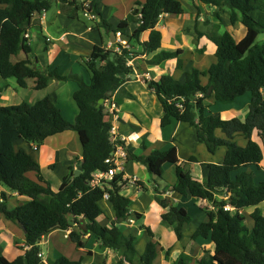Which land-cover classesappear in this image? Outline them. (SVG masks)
<instances>
[{
    "label": "trees",
    "instance_id": "1",
    "mask_svg": "<svg viewBox=\"0 0 264 264\" xmlns=\"http://www.w3.org/2000/svg\"><path fill=\"white\" fill-rule=\"evenodd\" d=\"M189 1L214 7L217 12L213 15L217 21L221 19L219 12L228 13L230 24L239 22L245 34L237 41L229 31H220V23H214L209 31L198 33L216 47L214 60L205 71L192 69L184 73L183 80L164 75L158 81H148L147 87L160 104L161 127L171 120L190 125L209 153L225 149L223 160L219 164H204L207 175L203 182L182 169L174 146L152 151L147 156L131 155V160L142 164L157 178H162L164 166H173L175 181L169 191L182 198L213 204V209H201L206 218L196 225L191 235L194 242L201 239L211 244V250L203 249L197 264H264V211L259 207L264 203V180L255 183L253 172L248 170L250 167L259 170L264 155V148L251 139L257 130L264 147V42L256 44L257 36L264 31V0ZM54 4H58L60 12L70 19H77L84 9L83 3L77 0H0V79L3 82L0 97L10 88L9 79H14L19 88H26L27 81L31 80L34 90L45 89L54 79L73 80L78 86L71 96L77 111L73 122L65 120L48 96L33 104L22 101L15 105H0V186L23 198L9 209L10 195L1 191L0 215L14 225L20 223L24 227L26 246V249L19 248L20 253L13 260L0 257V264H82V259L69 260L60 255L46 262L39 257L42 237L54 230L68 231V238L76 248L85 247L87 236L94 237L102 249L117 254L116 264H154L159 244L151 229L142 226L148 241L139 254L136 250L138 238L125 235L119 226L120 221L142 218V214L130 211L132 201L121 193L128 185L122 182V174L101 181L96 187H91L90 183L95 173L107 172L109 165L105 160L114 151L109 140L110 122L103 113V104L115 92L131 98L121 89L124 77L131 73L127 61L133 55L144 54L151 56L146 60L147 65L158 66L176 59V68L182 69V51L162 50L161 33L155 27L160 15L183 14V5L180 0L135 2L114 34L123 33L131 44L137 43L140 50L131 55L123 50L111 60L112 50L95 46L90 56L83 59L90 76V83L85 85L76 75L60 76L56 70L41 71L35 65L33 47L24 38V34L36 26L33 20L50 11ZM86 9L99 16L100 27L110 30V25L97 10V0L91 1ZM130 25L135 28L128 36L125 31ZM146 32V40L140 42L141 34ZM40 39L45 42L44 37ZM203 77L207 78L205 85L201 84ZM209 88L212 90L207 96ZM246 93L250 95V102L243 119H222L218 113H206L211 107L209 100L229 105ZM100 100L103 102L97 108ZM66 131L77 133L81 159L69 167L60 186L54 189L46 182L40 165L28 150H32L30 145L39 148L46 138ZM236 136L245 138L244 146L238 145ZM21 142L28 145L27 150L15 148ZM49 167L53 168V165ZM77 168L80 172L75 175ZM234 172L237 173L232 176ZM137 185L141 186V183L137 182ZM105 197L115 220L102 224L105 212L101 202ZM227 204L236 210L235 213L223 211L222 207ZM160 205L165 210L160 215L161 222L171 227L180 241L192 222L191 216L182 206L169 205L166 199H162ZM247 208L253 209L249 214L252 228L247 227L246 217L241 213ZM164 252L167 257L168 251ZM190 261L191 257L181 251L171 264H190Z\"/></svg>",
    "mask_w": 264,
    "mask_h": 264
},
{
    "label": "crops",
    "instance_id": "2",
    "mask_svg": "<svg viewBox=\"0 0 264 264\" xmlns=\"http://www.w3.org/2000/svg\"><path fill=\"white\" fill-rule=\"evenodd\" d=\"M91 1L94 0H86L85 2L89 5ZM107 1V5H104V12H106V17L102 16L103 12L98 9V2L97 10L100 12L102 18L106 21V23L110 25V30H106L104 27H100L97 24L100 23V18L97 15L96 22L88 18L91 21V23L88 25L79 22L78 18H68L60 12L58 4H54L51 10L43 13L40 18L36 20L34 19L33 23L38 29L32 26L31 29H29L28 33L30 37L29 45L33 47V51L34 48L38 49L37 53L33 52L35 65H37V67L44 72H51L53 70H56L60 76H67L68 73L76 75L81 78L85 85H88L90 83L89 74L86 72L88 74L87 76V74L84 73V75L88 78V82L85 83V81L82 79L83 73L76 71L77 68L73 64V60L77 57L87 59V57H89L92 53V50L95 46L103 48L105 50H112L113 54L111 55L110 59L113 60L116 54L114 50L116 40H114L115 42L114 44H112V37L110 36V34L114 32L119 22L123 21L126 18L132 7H134V3L143 2L144 0H131L127 8L123 9V12H120L121 10L119 11V9L124 7L122 6L124 1ZM189 2L190 4L187 5L188 11L184 10V13L179 16L164 14L162 15L161 19L158 20V23L155 27V29L160 31L161 33L162 50L182 51V55L180 56V59L182 60V69L176 68V59L168 60L158 66H151L146 64V60L150 59L151 56H146L144 54L133 55L127 61V65L131 67V73L124 77V82L121 86L122 92L128 93L129 95H131V98H128L125 95H118L119 92H115L113 94L112 100L117 106V112L112 117L111 123L117 127L119 135L124 137L125 139V147L127 151V161L125 165H127L129 161H133L131 160V155L147 156L152 151L165 150L168 146H174L176 147L179 164L181 165L182 169L185 172H189L191 176L198 181L203 182L207 175V168L204 166V164L221 163L224 157L225 149L219 148L217 151H215V153H209L204 144L200 143L197 140L195 129L188 124L171 120V122L167 126L161 127L160 120L162 111L160 104L153 91L149 90L147 87L148 81H158L164 75H171L175 80H183L184 73L189 72L192 69H197L201 72L205 71L209 67V65L204 64V59L207 56L211 57V59L213 58L212 62L214 60L216 47L204 36H198V33H205L207 31L205 28L206 26H208L206 24L212 20L211 17L205 18V12L215 14L217 10L214 7L205 6L198 2ZM209 9L211 10V12ZM51 11H53L52 14H50ZM85 12L91 13V10L87 9V11ZM109 13L111 15L113 14L114 17L107 18V15ZM219 14L223 13L219 12ZM228 25L232 28H242V25L239 22L235 23L233 26L230 23ZM134 28V25H130L125 31V35L127 34L128 36H130ZM226 30L228 31L229 29ZM32 31H34L35 34L32 35ZM51 32L57 35L56 38L52 37ZM147 36L148 32L141 34L139 41H145ZM41 37L45 38V42L40 39ZM135 45L136 51L140 50V47L137 45V43ZM43 52L45 53L43 54ZM185 52L187 53L185 54ZM59 82L63 81H57L54 79L49 82V85H55ZM68 82L70 81H64L63 83L67 85ZM206 83L207 78H201V84L205 85ZM77 89L78 87H71L69 95L66 96V101L68 103L69 97L72 96ZM262 91L264 92V87L262 88ZM12 92H9V89L4 91L0 99L3 98L6 100V102H8V96L12 94ZM62 94L63 87H60L59 89L53 91V94L51 93L49 95V99L60 109L61 114L64 117V110L72 108L70 104L67 105L64 102V97H62ZM239 98H237L235 102ZM248 98L249 100L244 103H240L239 106L233 105L235 102L226 106L219 105L215 104V102L211 99L208 101L211 107L206 110V113H218L222 119L234 118V116L238 114V111H241L244 107L248 106L250 96H248ZM124 107H127V110H124ZM158 107L160 108V112H158ZM246 112L244 116L241 115L235 118L243 119L246 115ZM76 113L77 111L74 110V113L71 114V117H64L65 120L72 122ZM151 113L153 115H151ZM217 135L221 134L217 132ZM251 139L262 149L264 148L263 143L258 136L257 130L253 132ZM235 141L240 146H244L246 143L245 138H243L242 136H236ZM78 142L79 139L77 133L66 131L61 134L46 138L44 143L38 148V150H31L30 154L40 165L41 169H47L48 171H51L53 176L57 179H53L52 181L49 179L46 180V182L51 184L52 188L57 189L60 186L62 177L67 174L69 167L71 165H74L77 159H81V146L80 142ZM15 148H23L27 150L28 145L24 142H21L17 144ZM181 155L183 156V158H181ZM133 162V169L135 171L146 170V168L142 164L135 161ZM51 165H53V168L49 167ZM258 167L259 170H256L254 167H250L248 169L253 172L255 176V183L264 180V155L263 160L259 163ZM171 168L174 169L173 166H171ZM125 173L127 174L126 169ZM133 174L136 175L135 173ZM172 184L154 185L155 188L153 192L155 193L156 199L157 201H159L160 206L158 212L159 218L160 215L165 212V210L160 205V201L162 199L168 200L169 205L182 206L190 215V212L188 211L189 209H187V206H184L182 203L186 198L183 199L179 194L169 191V187ZM141 187L144 190L143 185H141ZM132 188L135 189L137 187L132 186ZM0 190L5 191L10 195V199L7 202V207L9 209L14 208L19 203V201L23 200V198L17 197L16 194L8 192L1 186ZM129 190L130 189L127 185L121 193L124 196L128 197L133 203L136 196L135 193L133 195H128L127 193L131 192ZM226 198L227 197H225L224 200ZM105 199L107 200V198L105 197L102 202L105 201L103 204L107 206L106 208L110 209L109 202ZM136 202H138L136 204L140 205L141 208L138 209L135 205L136 209H134L132 208V204L130 206V211L142 214L141 220H134L130 218L128 222H130L132 225H128V223L123 224V221H120L119 226L120 228H122L123 226H131V228L136 227L137 229L139 227L141 230L140 231L138 229L139 237L135 236L139 241V239H142L143 236H141V234L145 232V230H142L141 227H149L150 229L151 227L149 223L148 203H146V201L142 199H139V201ZM198 203V208L202 209L203 203ZM246 210L247 209L242 210L241 213L243 214V212H245ZM105 215L110 219V221L115 220L111 210L109 215L107 213H105ZM196 217L198 218L195 221L192 220V222L190 223L189 230L187 227V232L185 233L184 231L182 239L180 241H176L174 244V247H176V245L179 243L180 245L182 244L181 247L176 250L174 256L182 251L186 255L191 257L190 264H197V260L202 257L203 249L211 250L210 243H207L201 239L197 240L196 242L191 240V235L195 230L196 225L199 222L204 221L206 218L204 213H202V215L196 214ZM155 225L158 227L160 224L155 223ZM252 226L250 228H252ZM122 231L125 234L124 230ZM68 233V231L63 232L60 230H54L48 235L42 237L39 244L42 260L46 262L47 259H54L58 255L64 256L71 260L72 257L70 255H72L74 257L72 260H77L79 257V259H82V264H98L97 256H103L106 250L103 249L104 251L101 252L103 253V255L99 252L100 250L98 247V243H94L96 241L95 238L87 236L85 238V247L76 248L74 244L70 242ZM185 234L187 235V237L185 236ZM125 235L131 234L128 233ZM153 236L155 240L156 237L154 233ZM146 243H144V245ZM90 244L94 245L95 249H97L98 252L94 251V253L90 255L89 252H92V249L89 246ZM158 244L159 248L157 257L158 254L161 255V252H164L166 250H161V248L164 249V247H162L159 242ZM44 246H46L47 253L44 250ZM174 247L173 249H175ZM19 248L26 249V246L24 244L23 231L18 226L14 225L10 221L5 220L0 215V257H4L7 260H13L19 255ZM72 248H75L76 251H72ZM143 250L144 248L142 247V251L139 252V254H141ZM71 252H75V254H72ZM105 258L106 257L103 256L101 264L105 261ZM162 261L164 262V264L172 263V261L168 263L164 259H162L160 261V264H163ZM105 264H109L108 260L105 261ZM154 264H157V262H154Z\"/></svg>",
    "mask_w": 264,
    "mask_h": 264
},
{
    "label": "rangeland",
    "instance_id": "3",
    "mask_svg": "<svg viewBox=\"0 0 264 264\" xmlns=\"http://www.w3.org/2000/svg\"><path fill=\"white\" fill-rule=\"evenodd\" d=\"M77 1H80V0H77ZM122 1H124V3L122 4V6H124V7H122V8L119 9V11L121 10L120 12H123V9H126L127 6L129 5V3L131 2V0H122ZM97 2L99 3L98 9L101 10V12H103V15L102 16H105L106 17V12H104V7H105L104 5H107V2L108 1L107 0L106 1L105 0H100V1H97ZM181 2H182V5H183L184 10L185 11H188L187 5L190 4L189 0H181ZM85 11L86 10L83 9V10H81L78 13L77 16H78L79 22H82L83 24L88 25V24L91 23V21L88 18H90L92 21L96 22V19H97L96 14H93L94 17H90V15H84V12ZM52 12L53 11H51L50 14H52ZM210 12H211V10H210ZM111 17H114V15L113 14L111 15L109 13L107 15V18H111ZM208 17L209 18L211 17L212 20L209 21L206 24V25H208L205 28L207 31H209L213 27V24L214 23H220V28H221L220 31H223V29L224 30L229 29L228 31L232 32V34L236 38V40H240L242 38V36H243V33L245 34V29H244L243 26H242V28H239V27H237V28H234L233 27L232 28V27H230L228 25L230 23L228 13L220 14V17H221L220 21L215 20L213 13H206L205 12V18H208ZM97 24L100 25V23H97ZM33 34H35L34 31H32V35ZM51 35H52L53 38H56V36H57L53 32H51ZM36 39H37V37H36ZM263 42H264V31L261 32L257 36V38H256V44H262ZM34 52L37 53L38 52V49L34 48ZM44 53L45 52H43V54ZM186 53L187 52H185V54ZM81 58L82 57L75 58L73 60V62H74L73 64L76 66V68H77L76 71L77 72H82L83 73V78L82 79L85 81V83H87L88 82V78L84 75V73L87 74L88 72L86 71V69H85V67L83 65V59H85V58H82V59ZM212 59H211V57L207 56L204 59V64L205 65H210L211 62H212ZM68 75H71V74L68 73ZM87 76H88V74H87ZM68 81H70V82H68L67 85L65 83H63V82H59V83H57L55 85L54 84L48 85L45 89L34 90L33 83H32L31 80H28L27 81V87L26 88H19L16 85L14 79H9L8 80V82L10 84L9 92H12V91L13 92H12V94H10L8 96V99H9L8 102H6L5 99L1 98L0 99V105H15V104H19L22 101H26L29 104H33L36 100L41 99V98L46 97V96L49 97V95L51 93L53 94V91L59 89L60 87H63L62 97H64V102L67 105L70 104V106L72 108V109H68V110L65 109L64 110V117L65 118H69V117H71V114H73L74 113V110H76V109H75V106H74V104H73V102L71 100V96L69 97V103L66 101V96L69 95L70 90H71V87L77 88L78 86H77V83L75 81H73V80H68ZM2 83L3 82L0 79V84H2ZM248 96H250V95L248 93H246V95L241 96L242 98L240 97L233 105H238L239 106L240 103L246 102L247 100H249ZM219 105H223V104H219ZM124 110H127V107H124ZM246 111H247V106L244 107L241 111H238V114L235 115L234 117H238V116H241V115L244 116V114H245ZM158 112H160V108L159 107H158ZM152 113H151V115H153ZM76 141H78V140H76ZM28 151H29V153H31L30 150H28ZM181 158H183L182 155H181ZM125 164H124V167L126 169L127 174L130 175V176H132V175H134L133 173H135L137 175L136 177L140 180L139 183H141V185H143V187H144V190H143L142 187L139 186V185H137V184H134V185L133 184H128V188L130 189L129 191H131V192H129L127 194L128 195H133L135 193V196H136V198L134 199V202L132 203L133 204L132 208H134V209H136V207L138 209L141 208L140 205L136 204V203H138L136 201H139V199H142V200L146 201V203H148L149 223H150L151 230L153 231V233H154V235L156 237L155 240L157 242H159L162 245V247H164V250L166 249L168 251V256L167 257H165V252H163V251L161 252L162 253L161 255L158 254V257H157V259H156L155 262H157V264H160V261L162 259H164L166 262L169 263V262H171L175 258L174 254L176 253V250H178L181 247L182 244L180 245V243H179V244L176 245V247H174V244L177 241V239L175 238V235H174L173 231L171 230V227H169L167 224L161 222V220H160V218L158 216V212H159V209H160L159 201H157L156 196H155V193L153 191H154V188H155L154 185L172 184V182L175 181L174 169H172L170 165L169 166L168 165L164 166L163 167V176H162V178H157L156 176H153L152 174H150L147 170H143V171L142 170H136L135 171L133 169V164H134L133 161H129L127 165H125ZM234 173L236 174L237 172H234ZM234 173H232V176H233ZM30 175H33V174L31 173ZM42 175H43V177H44L45 180H48L49 179V180L52 181L53 179H56L53 176V174L51 173V171H48L47 169L42 170ZM132 186L133 187H137V188H135L136 190L134 188H132ZM183 199H185V198H183ZM104 202H101L102 203L101 205L103 206V208H104L103 210L105 211V213H107L109 215L110 210H111V207H109L110 209L106 208L107 206L103 204ZM198 202H200V201L192 200L190 198H186L182 202L183 205L184 206H187V209H189L188 211L190 212V216H191V218H192L193 221H195L198 218V217H196V214L197 215L198 214L199 215L200 214L202 215V213H203V211H201V209L198 208L199 207V203ZM135 205H136V207H135ZM204 205H205V203L203 204V206ZM212 206H213V204H210V203L207 202V205L204 206L203 208L211 209ZM260 208H262L263 211H264V203L260 205ZM251 209L252 208H247V210L245 212H243L244 216L246 217V225L248 226V228H250L253 225L252 220L249 218V214L252 212ZM111 212H112V210H111ZM194 215H195V217H194ZM128 220H124L123 221V224L128 223V225H132L130 222H128ZM109 222H110V219L107 218L106 215H105V218L102 220L101 223L102 224H107ZM155 223H159L160 225L157 227L155 225ZM141 228H143V227H141ZM121 229L124 230L125 234H128L129 233L131 235H134V236L139 237L138 236V229L140 230L139 227L137 229L136 227H132L131 228V226L130 227L123 226ZM142 230H144V229H142ZM188 230H189V226H188ZM186 232H187V228L185 230V233ZM146 235H147V233L146 232H143L141 234L142 239L140 238L139 241L137 242L136 250H137L138 253L142 251V247L143 248L145 247L144 243H146V240L148 239ZM185 236L187 237L186 234H185ZM94 243H96V241ZM89 246L92 249V252H89L90 255L92 253H94V251L95 252H98L97 249H95L94 245H91L90 244ZM98 247H99V250H100L99 252L100 253L102 251H104L100 246H98ZM173 247L175 249H173ZM44 250L47 253L46 246H44ZM72 251H76L75 248H72ZM71 253L72 254H75V252H71ZM101 254L103 255V253H101ZM202 255H203V252H202ZM70 256L72 257V259L74 258L72 255H70ZM103 256L106 257L105 258V261L108 260L109 264H114V263L116 264L117 259H118L117 254L115 252H112V251H107L106 250L104 252V255ZM103 256H97V262H98V264H101L102 259H103ZM78 259H79V257H78ZM163 264H164V262H163ZM192 264H194V263H192Z\"/></svg>",
    "mask_w": 264,
    "mask_h": 264
},
{
    "label": "built area",
    "instance_id": "4",
    "mask_svg": "<svg viewBox=\"0 0 264 264\" xmlns=\"http://www.w3.org/2000/svg\"><path fill=\"white\" fill-rule=\"evenodd\" d=\"M86 0H81L83 3V8L87 11L86 7L88 4L85 2ZM84 15H90V17H94L93 14L90 12H84ZM162 15L159 16V19H161ZM24 38L26 40H29V33L24 34ZM115 52L118 54H121L123 50H127V52L131 55L136 51V46L131 44L126 36L123 35L121 32H116L115 33ZM197 97H202V94H197ZM179 108H182L181 105H178ZM117 112V106L113 102L112 98L110 100H107L103 104V113L106 116V119L110 122V129H109V140L110 142L114 145V151L113 153L105 160V163L109 165V168L107 172L102 173V172H97L94 175L93 180L90 183L91 187H96L98 186L101 181H108L111 180L115 175L121 173L122 177L121 180L122 182H125L127 184H137L139 182L138 178L136 175H127L125 173V167L124 164L127 161V151L125 147V139L124 137L119 135L118 129L115 125L111 123L112 117L115 115ZM31 149L33 151L38 150V147L36 145H30ZM1 193V190H0ZM203 204L205 203L204 206L207 205L206 201H200ZM203 206V207H204ZM213 209V206L212 208ZM223 211H229L235 213V209L231 207L230 205H224L222 207ZM39 257L42 258L41 253L39 254Z\"/></svg>",
    "mask_w": 264,
    "mask_h": 264
},
{
    "label": "water",
    "instance_id": "5",
    "mask_svg": "<svg viewBox=\"0 0 264 264\" xmlns=\"http://www.w3.org/2000/svg\"><path fill=\"white\" fill-rule=\"evenodd\" d=\"M110 36L112 37V41H111V43L114 44V42H115V41H114V40H115V34H114V32H112V33L110 34ZM211 90H212L211 88L208 89V91H207V93H206L207 96H209V95L211 94ZM102 102H103V101L100 100V101L98 102V104L96 105V107L98 108V107L102 104ZM79 172H80V168H77L76 171H75V175H78ZM17 226L23 231V233L25 232L24 227H23L20 223H18Z\"/></svg>",
    "mask_w": 264,
    "mask_h": 264
}]
</instances>
